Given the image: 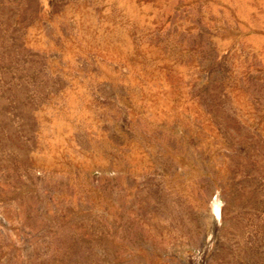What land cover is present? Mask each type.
<instances>
[{"label":"rangeland","instance_id":"374dc122","mask_svg":"<svg viewBox=\"0 0 264 264\" xmlns=\"http://www.w3.org/2000/svg\"><path fill=\"white\" fill-rule=\"evenodd\" d=\"M0 264H264V0H0Z\"/></svg>","mask_w":264,"mask_h":264}]
</instances>
